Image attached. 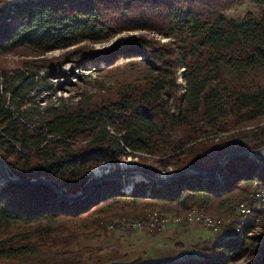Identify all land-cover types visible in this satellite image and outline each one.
Here are the masks:
<instances>
[{
	"label": "trees",
	"instance_id": "16d2710c",
	"mask_svg": "<svg viewBox=\"0 0 264 264\" xmlns=\"http://www.w3.org/2000/svg\"><path fill=\"white\" fill-rule=\"evenodd\" d=\"M244 1L0 0V156L12 177L44 178L70 195L8 182L0 169V263L104 264L79 240L114 220L155 208L209 214L264 192V160L237 156L220 168L231 153L264 147V10L226 15ZM12 53L35 60L11 70ZM65 62L92 72L72 84L77 96L32 109L33 76L41 82ZM130 157L174 175L131 192L119 172L91 180ZM189 168L212 174L170 181ZM250 208L258 224L233 220L199 256L129 264H264V237L254 234L264 233V209Z\"/></svg>",
	"mask_w": 264,
	"mask_h": 264
},
{
	"label": "rangeland",
	"instance_id": "374dc122",
	"mask_svg": "<svg viewBox=\"0 0 264 264\" xmlns=\"http://www.w3.org/2000/svg\"><path fill=\"white\" fill-rule=\"evenodd\" d=\"M263 10L264 4H260L256 0H245L241 4L229 10L226 15L229 18L242 19L248 14L258 15ZM137 34L138 33H131V35ZM127 35L128 34H124L122 37H126ZM95 47L96 49H101L103 45H95ZM62 54L63 52L57 51L50 53L45 57L54 58ZM24 60L35 59L20 56L16 53L4 56L6 67L11 70L18 69L21 66V61ZM36 73L37 75L39 74L38 72ZM44 73L42 72L40 74V77H44L41 82H37L39 81V78H36V76H33L32 78V80H34V85L38 86V88L32 92V97L34 99L31 108L34 110H42L47 105L59 104L62 100H69L70 98L76 97L77 93L72 90V84L76 83L78 76L90 75L92 72L87 70L85 67L75 66L71 63L65 62L57 71L53 73L51 77L46 78ZM46 88H52L54 91L46 92ZM144 168L149 169V171L152 173H155V178L167 179L168 177L174 175L172 170H169L168 172H161L153 165L142 163L140 160L130 157L123 159L117 164H103L95 168L93 171H91L90 178L91 180L99 179L101 177L109 176L113 173L119 172L121 175H116L120 178L119 180L121 181L122 189L126 190L127 192H131L137 183L143 180H145L144 183L149 182L144 178L139 179L138 176L133 177L131 175V173L142 172V169ZM0 186H2V183H0ZM1 188L2 187H0V189ZM245 198H247L246 200H249L248 202L254 211L264 209L263 203L257 204L255 202H251V200H253L252 196L249 198V195H246L244 196V199ZM236 204L237 203H234L230 205V208L226 207L225 209H221L218 212H209V214L199 209L197 210L214 219L220 218L226 221L229 218L232 221L240 220L244 223L255 219V222L257 224L259 223L260 216H256L255 213H252V216H250V214L246 218L239 217L237 208H239L241 204L239 207H237ZM190 212H192V210L184 215H180L176 214L175 212H166L164 210L161 211L160 208H155L151 209L143 219H154L155 216L170 215L173 220H185ZM177 215L180 216L177 217ZM255 216L257 218H255ZM184 223H186V221H184ZM111 224L112 223L108 224L107 231H101V233H98L97 235H94V233L92 235L89 234L88 237L86 236L79 240V246L81 249L93 251L91 257L99 260L102 259L104 264H129L137 259L142 260L143 263H147L150 260L157 258L181 259L191 256H199L204 247L211 245L214 241L226 237V232L221 234H213L206 228L199 225H183L173 227L167 231L155 235L154 233H147L146 228L145 230L139 228L134 232H130L129 230H123V228H120V226H115L116 228L112 230L111 226H109ZM254 234L264 237V233L260 232L258 229H256ZM55 261L56 260L52 259L50 256H44L29 260L5 261L0 264H60L59 262ZM247 263V261L243 260L238 264Z\"/></svg>",
	"mask_w": 264,
	"mask_h": 264
},
{
	"label": "built area",
	"instance_id": "2783aa9c",
	"mask_svg": "<svg viewBox=\"0 0 264 264\" xmlns=\"http://www.w3.org/2000/svg\"><path fill=\"white\" fill-rule=\"evenodd\" d=\"M262 201L264 202V196L258 194V190L254 192V198L251 202ZM250 211V204H244L243 207L237 208V212L239 217L245 218V215ZM233 221L228 218L224 223H209L208 220H205L204 217L200 215V211L197 209L192 210V217L186 223H176L173 221L170 215L166 216H155V219H142V220H135L131 218H123L120 220H114L112 222L111 229L113 230L117 226L123 229H132L134 231L138 230V228H146V232L148 233H157V232H164L169 230L173 227L178 226H192V225H199L206 228L213 234H221L226 232L227 227ZM116 226V227H115Z\"/></svg>",
	"mask_w": 264,
	"mask_h": 264
},
{
	"label": "water",
	"instance_id": "95a60500",
	"mask_svg": "<svg viewBox=\"0 0 264 264\" xmlns=\"http://www.w3.org/2000/svg\"><path fill=\"white\" fill-rule=\"evenodd\" d=\"M237 156H249L251 158L254 157V158H257V159H260V160H264V147L262 149L258 150V151L242 150V151H237V152L231 153L230 155H228L223 160L220 168H222L229 160H231V159H233V158H235ZM0 169H1L3 177L8 182H12V183H16V184H39V183H43V184L49 185L54 191H56L62 197H65V198H69L70 197V195H66L67 191L58 189L56 186L53 185V183L51 181H48V180H46L44 178L40 179V180L27 181V180H22V179H20L18 177H12L10 175V172H9V169H8L6 163L4 162V160L2 159L1 156H0ZM189 172L202 174L205 177H208V176H210L212 174V173H209V174L208 173H203V172H200V171H198L196 169L189 168V169H186V170L180 172L179 174L175 175L174 177H172V179H170V181L178 178L182 174H186V173H189ZM131 175L133 177L134 176H141L142 178H144V179H146L148 181H153V182H157V183L169 182V181H167L165 179H162V178L158 179V178H155V177H151V176L145 174L144 172H135V173H131ZM81 195H82V193H80L78 196H81ZM78 196H75V197H78ZM72 197H74V196H72Z\"/></svg>",
	"mask_w": 264,
	"mask_h": 264
},
{
	"label": "bare ground",
	"instance_id": "6f19581e",
	"mask_svg": "<svg viewBox=\"0 0 264 264\" xmlns=\"http://www.w3.org/2000/svg\"><path fill=\"white\" fill-rule=\"evenodd\" d=\"M138 178L139 179H141L142 177H140V176H138ZM259 195H263L264 196V192H260L259 193ZM244 204H248V203H242L241 205H240V207H243V205ZM239 207V206H238ZM251 214V208H250V211H248V213L245 215V218L246 217H248L249 215ZM200 215L202 216V217H204V219L205 220H208L209 221V223H224L225 222V220H222V219H214V218H211V217H209L208 215L206 216L204 213H202V212H200ZM154 216V215H153ZM160 216V215H159ZM175 216V215H174ZM178 216H180V215H177V217ZM150 217V216H149ZM191 217H192V212H190L188 215H187V217L185 218V220H173L174 222H176V223H178V222H183L184 223V221H188L189 219H191ZM155 219V218H154ZM178 219H180V218H178ZM181 219H183V218H181ZM246 221V220H245ZM139 229V228H138ZM141 229V228H140ZM142 229H144L145 230V228H142Z\"/></svg>",
	"mask_w": 264,
	"mask_h": 264
}]
</instances>
